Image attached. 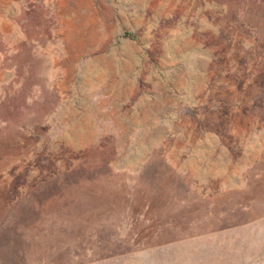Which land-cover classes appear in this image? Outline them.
<instances>
[{"label":"rangeland","instance_id":"rangeland-1","mask_svg":"<svg viewBox=\"0 0 264 264\" xmlns=\"http://www.w3.org/2000/svg\"><path fill=\"white\" fill-rule=\"evenodd\" d=\"M0 264H264V0H0Z\"/></svg>","mask_w":264,"mask_h":264},{"label":"crops","instance_id":"crops-1","mask_svg":"<svg viewBox=\"0 0 264 264\" xmlns=\"http://www.w3.org/2000/svg\"><path fill=\"white\" fill-rule=\"evenodd\" d=\"M180 104V103H179Z\"/></svg>","mask_w":264,"mask_h":264}]
</instances>
